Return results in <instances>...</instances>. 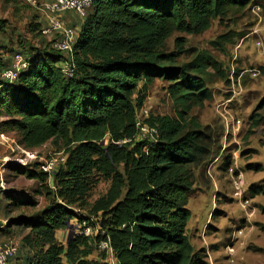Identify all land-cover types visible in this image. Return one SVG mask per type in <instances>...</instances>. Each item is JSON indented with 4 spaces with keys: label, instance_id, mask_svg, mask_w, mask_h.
<instances>
[{
    "label": "trees",
    "instance_id": "trees-1",
    "mask_svg": "<svg viewBox=\"0 0 264 264\" xmlns=\"http://www.w3.org/2000/svg\"><path fill=\"white\" fill-rule=\"evenodd\" d=\"M7 1L28 6L22 0ZM251 4L252 0H91L76 32L71 76L61 71V54L50 43L23 50L27 67L13 83L0 80V132L12 133L26 150L50 143L65 156L52 175V187L39 163H32V169L13 167L38 182L39 193L48 200L40 211L7 218L4 229L0 224L5 238L11 227L20 229V248L29 253L26 264H89L85 258L105 238L114 264H207L186 234V204L193 170L212 157L218 140L208 128L185 123L183 115L211 99L206 86L209 70L225 76L206 51L179 62L187 55L183 38L174 39L171 51L165 44L175 33L199 35L213 20ZM40 27L35 23L29 31L43 37ZM8 63L0 60V71ZM155 80L167 83L166 91L180 110L176 118L147 117L142 124L157 134L139 137L136 109L143 96H136L137 88L140 85L144 92ZM256 109L249 116L251 127H264V98ZM100 180L107 182L105 192L88 202V193ZM4 194L15 208L35 206L16 192ZM74 209L96 217L106 235L67 236L61 244L55 234L66 229Z\"/></svg>",
    "mask_w": 264,
    "mask_h": 264
},
{
    "label": "rangeland",
    "instance_id": "rangeland-1",
    "mask_svg": "<svg viewBox=\"0 0 264 264\" xmlns=\"http://www.w3.org/2000/svg\"><path fill=\"white\" fill-rule=\"evenodd\" d=\"M76 16L83 21L84 18ZM0 21L5 26V32L0 33V60L4 64L9 62L13 50H20L23 45L26 50L30 46L42 48L50 43L48 38L29 31L30 25L39 23L42 26L44 21L36 8L0 0ZM226 34L230 38L223 37ZM176 37L185 40L187 50L186 56L178 58L179 62L189 60L193 53L206 51L220 63L225 76L219 78L209 70L206 86L211 99L183 115L185 123L192 125L195 122L201 129L208 128L218 140L212 157L193 170L192 191L186 204L190 211L186 234L194 250L201 251L200 255L207 264H264V127L252 128L249 119L264 98V0H252L247 9L223 20H213L210 27L199 35L173 34L167 40L165 50L173 49ZM166 86L162 80H155L144 92L138 86L136 96H143V103L136 109V121L142 122L149 116L176 118L180 108L168 95ZM6 135L16 142L12 133ZM10 148L0 145V163L5 160L6 189L32 200L35 206L15 208L4 194L0 198L3 229L7 218L18 213L32 214L48 204L39 193L40 184L28 179L25 172L14 171L13 167L32 169V163H39L47 155L63 153L46 143L27 150L28 154L36 156L28 159ZM21 161L24 164L19 163ZM106 187L107 182L100 180L88 193L87 201L92 202L102 195ZM79 216L97 220L84 210L74 209L73 216L66 223V228H71L69 231L76 228ZM10 229L13 231L9 233V239L19 243L20 229ZM67 236L70 237L69 233H64L59 242L65 244ZM22 250L19 249L17 264H26L24 256L29 253ZM101 253L103 250L94 245L92 253L85 259L89 264H101ZM113 260L115 262L114 256Z\"/></svg>",
    "mask_w": 264,
    "mask_h": 264
},
{
    "label": "built area",
    "instance_id": "built-area-1",
    "mask_svg": "<svg viewBox=\"0 0 264 264\" xmlns=\"http://www.w3.org/2000/svg\"><path fill=\"white\" fill-rule=\"evenodd\" d=\"M91 0H22V3L38 9L44 17L42 26L40 27V33L43 37L49 39L50 47L61 54L60 65L61 71L66 76H71L73 72V44L76 41V30L68 27L61 20V14L66 11H72L76 13L80 18H84L86 10L90 6ZM23 50V49H22ZM27 60L23 51L18 50L11 56L10 62L7 66L0 71V80L5 83H13L19 73L27 67ZM138 128V136H153L157 134L155 128H146L142 122L136 121ZM126 141V140H125ZM123 141V142H125ZM0 145L10 146L11 151L14 150L20 152L28 159H35L36 156L28 154V151L22 146L18 145L5 133L0 132ZM59 153V152H58ZM49 154L39 162V169L46 174L48 178L52 177L54 172L63 163L65 156L63 154ZM57 154V155H56ZM25 160V158H24ZM0 163V198L4 195L6 189V182L4 179V162ZM21 164H24L19 162ZM86 217V216H85ZM94 217V216H93ZM76 228L72 230L73 236L91 237L95 235L105 236V231L101 229L99 222L92 218L86 217L77 219ZM2 227V226H1ZM95 245L103 250L105 256L100 258L101 264H114L112 249L109 244L108 238L101 239ZM20 245L18 242H14L9 238L0 241V264H16L15 260L19 254ZM227 250H231L230 247H226ZM108 253V254H107ZM96 264V263H93Z\"/></svg>",
    "mask_w": 264,
    "mask_h": 264
},
{
    "label": "crops",
    "instance_id": "crops-1",
    "mask_svg": "<svg viewBox=\"0 0 264 264\" xmlns=\"http://www.w3.org/2000/svg\"><path fill=\"white\" fill-rule=\"evenodd\" d=\"M62 19H63V22H64V24L66 26H68V27H75V29L77 30V33H78L79 26L82 23V21L79 20V18L76 16L75 13H73L72 11H66L62 15ZM43 20H44V17H43ZM70 229L66 228L65 230H59V231H57L56 234H55V236L58 239V241H59V238H62L64 236V233L68 234V232H69ZM2 237L3 236H0V238H2ZM15 263L17 264V261L16 260H15Z\"/></svg>",
    "mask_w": 264,
    "mask_h": 264
},
{
    "label": "clouds",
    "instance_id": "clouds-1",
    "mask_svg": "<svg viewBox=\"0 0 264 264\" xmlns=\"http://www.w3.org/2000/svg\"><path fill=\"white\" fill-rule=\"evenodd\" d=\"M50 178H51V177H50ZM50 178H48V180H49ZM68 233H69V236H70V237L73 236L72 230L69 231Z\"/></svg>",
    "mask_w": 264,
    "mask_h": 264
},
{
    "label": "water",
    "instance_id": "water-1",
    "mask_svg": "<svg viewBox=\"0 0 264 264\" xmlns=\"http://www.w3.org/2000/svg\"><path fill=\"white\" fill-rule=\"evenodd\" d=\"M49 184L52 186V177L49 179Z\"/></svg>",
    "mask_w": 264,
    "mask_h": 264
}]
</instances>
